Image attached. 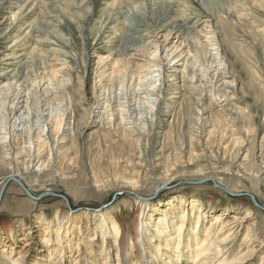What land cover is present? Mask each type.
I'll return each mask as SVG.
<instances>
[{
    "label": "rangeland",
    "instance_id": "rangeland-1",
    "mask_svg": "<svg viewBox=\"0 0 264 264\" xmlns=\"http://www.w3.org/2000/svg\"><path fill=\"white\" fill-rule=\"evenodd\" d=\"M95 2L0 0V133H7L0 191L16 175L33 197L53 194L32 200L14 180L7 183L0 264H9L11 249L26 264H53L59 251L67 264H134L135 195L150 210L145 247L151 264H194L195 237L213 245L210 259L219 257L199 264H237L244 256L246 264H264V0ZM159 12L169 15L154 25ZM127 24L138 31L134 39ZM212 36L219 61L211 56ZM95 42L97 51L89 48ZM125 43L131 49L123 55ZM163 43L168 54L162 74L151 73L152 105L138 91L148 84L137 79L143 60L158 59ZM87 62L99 77L84 80ZM113 68L119 81L107 84ZM124 75L134 82L128 90L134 114L127 116L119 86ZM20 93L28 96L29 114L21 124L14 123L21 112L6 122ZM91 106L101 115L90 116ZM183 210L188 222L180 242L176 234L159 239L153 232L159 217L170 213L175 228ZM63 212L72 218L57 236L55 217ZM199 212L208 216L195 229ZM8 229L14 233L5 244ZM47 244L50 263L41 261Z\"/></svg>",
    "mask_w": 264,
    "mask_h": 264
},
{
    "label": "bare ground",
    "instance_id": "bare-ground-1",
    "mask_svg": "<svg viewBox=\"0 0 264 264\" xmlns=\"http://www.w3.org/2000/svg\"><path fill=\"white\" fill-rule=\"evenodd\" d=\"M4 1V0H3ZM95 3H98V0H96V2ZM95 5V4H94ZM169 15V13L168 12H159L158 14H157V17H156V19H155V22H154V25H157V24H159V23H161V22H163V21H165L166 19H167V16ZM125 19L126 20H128V19H130L131 21H134L135 19H134V17H130V18H128V15H125ZM176 28H178V31H179V29H181V27L180 26H176ZM125 30L127 31V34H128V36L132 39V37L138 32L137 30H135V27L134 26H132L131 24H127L126 25V28H125ZM177 31V32H178ZM176 33V32H175ZM181 33L182 32H180V35H181ZM133 39H134V37H133ZM212 41L211 42H213V43H211V46L213 47V49H210L211 51H216L215 53H213V54H211V56L213 55V58L215 59V60H221L222 58H221V56L219 55V49H218V47H217V45H220L219 43L217 44V42H216V40H214L215 39V37L214 36H212ZM161 42V41H160ZM165 42V41H164ZM99 43H93V44H91L90 45V49H92V50H94V51H97L98 49H99V47H97V45H98ZM127 43H125L124 45H126ZM131 45V44H130ZM125 47V46H124ZM130 49H131V46H128V45H126V47H125V49H124V51L122 52V51H119L120 52V54H122L123 53V55L125 54V52L126 51H130ZM157 56H158V59H145V60H143V62H145L144 63V66L142 67L143 69L142 70H144V71H142V73H144V74H142V75H140L139 76V78L137 79L138 80V84L139 83H145V84H148L147 85V88H142L141 90H138L139 92H141V93H139V94H146V96H149V99H147L148 101V103H150V104H152V105H154L155 103H156V101L155 100H153V98H151L152 96H154L155 95V90H156V88H155V86H154V79L152 80V72L154 71V72H160L161 74H162V72H163V69L165 68V65L163 64V62H164V58L165 57H167L166 55L168 54V49H167V47H166V43H163L161 46H160V48L156 51V53H155ZM156 56V57H157ZM171 56H173V55H171ZM156 57H153L152 56V58H156ZM214 60V61H215ZM165 63V62H164ZM176 67V66H175ZM153 68V70L152 71H150L151 69ZM92 71V68H91V63L90 62H87V63H85V66L83 67V69H82V71H81V73H82V76H83V78H84V80H90V75L93 73V72H91ZM173 71V70H172ZM174 71H175V68H174ZM172 73V72H171ZM118 71L115 69V68H113V69H111V74L107 77V79L108 80H105L106 82H107V84L109 83V84H114V82L115 81H119V80H117V77H118ZM159 74V73H158ZM93 75L95 76L94 78H96V77H99V74H97V71L96 72H94L93 73ZM97 75V76H96ZM105 75L104 74H102L101 75V78H103ZM157 76V75H156ZM158 76H160V75H158ZM94 81V80H93ZM102 81H100V83H101ZM158 82H160V81H158ZM100 83H98V84H100ZM115 83H117V82H115ZM134 82H133V78L131 77V76H123L122 77V80L120 81V85L119 86H121L125 91V94H124V92H123V96H122V98L121 99H123L124 100V105H122L123 106V108H124V110H123V112H124V114L127 116V112H132L131 114L133 115L134 114V112L131 110V107L130 106H132V103H128V102H130L129 100H131V98L129 99V97H130V94H129V92L130 91H128L129 90V88L131 87V84H133ZM137 84V85H138ZM101 85V84H100ZM99 85V86H100ZM104 85V84H103ZM103 85L102 86H100L98 89L99 90H101V89H103ZM136 85V84H135ZM110 86V85H109ZM97 87V86H96ZM107 88H108V86H106ZM110 88H112V87H110ZM122 88H120L121 90H122ZM113 89V88H112ZM115 89V88H114ZM119 89V90H120ZM138 91H136V92H138ZM109 92V91H108ZM128 92V94H126ZM50 97V96H49ZM43 98V97H42ZM47 99V98H46ZM28 96L25 94L24 96H22L21 95V93H20V95L19 94H17V96H15L14 97V105H12L10 108H9V110H8V115H4L5 117H3L4 118V120H6V122H8L10 119H12V118H14L13 116H16V113H19V112H21V114L20 115H18V117L16 116V118H15V122L14 123H16V122H18V121H20V124L21 123H23V120H25V119H23V115H25V113L27 112V104H28ZM93 100V98L92 97H90L88 100H87V106H88V104H89V102L90 101H92ZM150 100V101H149ZM94 105V104H93ZM92 105V106H93ZM97 105V104H96ZM29 106V105H28ZM89 107V109H90V112H89V115L90 116H94V115H101L98 111H96L95 109L93 110V107ZM98 107V106H97ZM141 107H145V105L144 104H142V106ZM31 109V108H30ZM151 111H152V109H151ZM41 112V111H40ZM130 113H129V115H128V117L127 118H130ZM26 114H29L28 112L26 113ZM2 115H0V117H1ZM29 116V115H28ZM27 115H26V117H28ZM102 117V116H101ZM100 118V117H99ZM101 121V120H100ZM12 127H14V124L12 125ZM20 132V131H19ZM21 132H22V130H21ZM64 133V132H63ZM0 135H2L3 137H2V139H0V144L2 145L3 143H5V140L7 139V133H6V131H2L1 133H0ZM43 135V134H42ZM3 140H4V142H3ZM2 141V142H1ZM6 158V157H5ZM261 169H262V173H264V165L263 166H261ZM9 179H12V180H16V181H18V182H20L18 179H17V176L16 175H13V176H9L8 177V179L7 180H9ZM6 180V181H7ZM17 183V182H16ZM21 183V182H20ZM160 186V185H159ZM157 187V191L160 189V188H162V187H164V186H160V187ZM160 191V190H159ZM130 194H133V196L135 195L134 193H131V192H129ZM120 194V193H119ZM3 195V194H2ZM135 198H137V199H140V200H138V208H139V211H138V213H137V216H136V218H135V220H134V224H133V229H132V231H133V233H132V236L135 238V249H136V251H137V254H136V257H135V262H134V264H151L152 263V259L148 256L149 254L147 253V250H146V247H145V245H146V233H147V225H148V223H147V216H148V212L150 211L149 210V207H148V202L146 201V200H144V198L143 197H141V196H138V195H135ZM114 199H115V197L114 198H112V201L110 202V203H108V204H105V205H103L101 208H104V207H106V206H108V205H110L113 201H114ZM1 200H2V197H1V199H0V203H1ZM148 200V199H147ZM182 201H183V199H181ZM256 201V200H255ZM194 201H192L191 203H193ZM171 205V203L170 202H166L165 203V206H170ZM170 207H172V206H170ZM68 208H69V210H70V206H68ZM200 208V207H199ZM153 210H155V211H157V207L155 206V207H153L152 208ZM193 209H194V205H192V213H193ZM182 211V209L180 208V209H178V211ZM197 210H200V209H197ZM197 210H196V212H197ZM263 210V209H262ZM58 213V212H57ZM192 213H191V215H192ZM169 214L170 213H168V212H165L164 213V215H163V217L162 218H160L159 217V219L157 220V224H156V227L153 229V232L156 234V235H158V238L160 239L161 238V236H163V234H167V237L169 238V241H171L172 240V237L174 236V234H176V235H178V242H180V240L182 239V231H183V227H184V223L186 222V220L188 219V214H186L185 212H184V210H183V212H181L180 213V215H179V220H180V225L179 226H176L175 228H170V225H172L173 224V222H171V220H170V216H169ZM98 215H101V217L104 219V216H102L103 215V212H99L98 213ZM208 215H205L203 212H199L198 213V215H197V217H198V220H197V222H196V225H195V229H197L198 228V225H199V221H202V220H205V218L207 217ZM55 218H57V225L59 226V229H58V232H57V236L59 235V232H60V230H61V226H64V227H66V225H67V222L69 221V219L70 218H72L71 217V215H70V213L68 212H66V213H62V214H60V215H56V217ZM245 218H248V217H245ZM102 219V222L105 224V222H104V220ZM187 222H188V220H187ZM217 222H220V221H216V224H217ZM44 224H46L47 225V222H44ZM105 226V225H104ZM212 230H213V227H209L208 228V231H205L204 232V238H209L210 237V235H211V233H212ZM114 232V231H113ZM170 232H171V234H170ZM13 233H14V230H12V229H8V232H7V234L5 235V237H4V239H3V241L5 242V244H10V243H12V236H13ZM163 233V234H162ZM117 234H118V232L116 233V237H117ZM78 235H80V232H79V234ZM111 235H113V233L111 234ZM84 236V235H83ZM83 236H79V237H83ZM129 237H130V235L128 234L127 235V238L129 239ZM112 238V236L110 237V235H109V239H111ZM103 241L105 242V239H103ZM115 241H117V240H115ZM194 241H195V246H196V249H195V260H194V264H199V262L201 261V260H203V259H208L209 261H213V260H218V258L219 257H212L211 259L209 258V252L211 251V249H210V247L211 246H213L212 244H210L209 243V241H208V243H207V240H205V241H203L202 242V244H199L198 242V239H197V237H195L194 238ZM127 244V248H128V246H129V244L128 243H126ZM126 247H125V250L127 249ZM214 248H216V247H214ZM63 248H61V250H62ZM156 250H158V249H156ZM167 249H165V251H166ZM51 245L50 244H47L46 245V248H45V250H43V251H41V252H44V255H43V257L41 258V261H43V262H48V263H50L51 262ZM77 251H79V248L77 249ZM83 251H84V253L87 251L86 250V247L84 246V248H83ZM8 252V251H7ZM71 252V251H70ZM126 252V251H125ZM220 253H221V251H218V255H220ZM66 253H63L62 251H59L58 252V256H57V258H54V259H56L55 261H54V263L53 264H67V261H66V257H68V256H65V257H63L64 255H65ZM7 256H9V259H8V261L7 262H9V264H26V259H25V256L24 255H22L21 253H18L17 251L16 252H14L13 253V251H12V249L11 250H9V252H8V254H7ZM126 256H128V255H125V257ZM61 257H63L64 259L63 260H61L60 258ZM76 257H79V255L78 256H76ZM249 256H244V257H242L241 259H240V261H238V263L237 264H246L245 262L247 261L246 260V258H248ZM3 258H5V257H3ZM154 258L157 260V261H161L160 260V258L161 257H159L158 258V256H157V254H155L154 255ZM215 262V261H214ZM123 264H129V262H128V260H126ZM209 264H211V263H209ZM212 264H215V263H212Z\"/></svg>",
    "mask_w": 264,
    "mask_h": 264
},
{
    "label": "water",
    "instance_id": "water-1",
    "mask_svg": "<svg viewBox=\"0 0 264 264\" xmlns=\"http://www.w3.org/2000/svg\"><path fill=\"white\" fill-rule=\"evenodd\" d=\"M10 180H12V179L7 180V181L4 183V185L2 186L1 191H0V199H1V197H2V194L4 193V190H5L6 186H7V183H8ZM14 181L17 182V185L20 187V189H21L24 193H26L27 196H28L29 198H31L32 200H39L40 198H42V197H44V196H46V195H53L52 193H46V194H42V195L39 196V197H33V196L29 193V191L27 190V188H26L22 183H20V182H18V181H16V180H14ZM204 182H205V180H204V181H200V182H196V184H202V183H204ZM54 195H55V194H54ZM117 195H119V193H115L114 196H113L112 198L116 197ZM57 196H58V195H57ZM58 197L63 198V199L67 202V200H66V198H65L64 196H58ZM251 199H252V202H253L256 206H258L257 203H256V201H255V199H254L253 197H251ZM262 209H263V208H262Z\"/></svg>",
    "mask_w": 264,
    "mask_h": 264
}]
</instances>
